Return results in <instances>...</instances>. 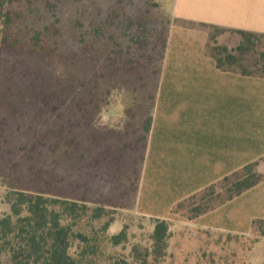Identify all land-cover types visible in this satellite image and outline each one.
I'll return each instance as SVG.
<instances>
[{
    "label": "trees",
    "instance_id": "16d2710c",
    "mask_svg": "<svg viewBox=\"0 0 264 264\" xmlns=\"http://www.w3.org/2000/svg\"><path fill=\"white\" fill-rule=\"evenodd\" d=\"M13 1L0 0L1 28L12 23L8 6ZM78 14L76 10L73 31L79 26ZM176 22L207 33L204 53L218 70L264 78V34ZM115 28L118 32V23ZM105 31L110 36L101 26L93 30L95 39L104 37V44H87L78 35L67 52L57 44H0L1 52L16 57L11 71L19 67L27 78L22 92L8 86L0 92V178L8 205V212L0 215V264L171 263L172 222L167 219L136 213L151 226L145 242H129L125 225L109 233L118 212L134 211L167 31L155 66V46L137 39L136 48L118 44V35L113 38ZM225 31L237 37L231 47L216 44L217 35ZM31 40L38 41L36 36ZM23 55L26 60L19 58ZM50 55L75 73L51 77L41 66ZM123 78L140 87L155 84L152 94L146 93L149 112L142 111L136 124L126 111L119 127L101 120L100 113L108 105L109 89L104 86ZM262 162L264 155L179 200L170 212L193 220L213 211L263 181L258 170ZM225 233L228 238L246 237ZM249 234L252 242L264 237V216L251 219ZM201 259L213 262L205 252Z\"/></svg>",
    "mask_w": 264,
    "mask_h": 264
},
{
    "label": "crops",
    "instance_id": "0c3cea01",
    "mask_svg": "<svg viewBox=\"0 0 264 264\" xmlns=\"http://www.w3.org/2000/svg\"><path fill=\"white\" fill-rule=\"evenodd\" d=\"M175 20L264 34V0H173L134 211L246 233L251 219L263 216L249 213L245 221V210L238 219L224 213L264 206V180L193 220L170 209L264 155V78L218 70L204 53L207 33Z\"/></svg>",
    "mask_w": 264,
    "mask_h": 264
},
{
    "label": "rangeland",
    "instance_id": "374dc122",
    "mask_svg": "<svg viewBox=\"0 0 264 264\" xmlns=\"http://www.w3.org/2000/svg\"><path fill=\"white\" fill-rule=\"evenodd\" d=\"M172 6L173 0H14L8 6L9 13L13 15L12 23L8 28L0 27V44H49L50 47L51 44H57L61 51L67 52L71 44H77L78 35L85 37L87 44H104V37L95 39L93 35L94 27L101 26L113 38L118 35V44L133 45L140 40L139 44L155 46L156 52L150 51L151 65L155 66L160 63L158 45L165 32L168 33L172 22ZM76 10L79 19L75 26H79L73 31L71 27L74 25ZM107 22H111V27L108 28ZM117 23L118 32L115 28ZM4 36L6 40L3 42ZM34 36L37 37V42L31 40ZM108 36L110 35L106 32V37ZM215 41L218 45L231 47L236 43L237 37L225 31L217 35ZM210 44L213 42L210 41ZM19 58L26 60L25 55ZM15 60L16 57L12 54L0 51V92L6 86L15 90L14 92L25 90L27 78H22L23 71L19 67L11 71ZM41 66L48 69L51 77L56 72L75 73L73 68L55 55L48 56ZM154 84L153 81L146 88L140 87L141 85L130 83L128 78L118 79V83H107L104 88L109 89L108 105L101 110V120L117 123L121 127L127 111L131 123L137 124L141 112H149L151 101L147 99L149 96L146 93L152 94ZM258 170L264 173V162L259 165ZM5 192L0 178V215L8 212ZM242 210H245V221L249 213L252 216H264V206H232L226 211L228 214H224L234 215L238 219ZM117 219L109 228L110 234L118 232L125 225L129 242H145L151 231V226L145 219H141L135 211L118 212ZM245 227V224H241L240 229ZM200 228L206 227L191 225L184 220L172 223L168 240V253L172 256L170 264H264V237L252 242L254 236L248 230L246 233L231 232L244 234L246 237L228 238L225 235L227 231L210 229L211 231L204 233ZM203 252L206 257H213L212 263L201 259Z\"/></svg>",
    "mask_w": 264,
    "mask_h": 264
}]
</instances>
